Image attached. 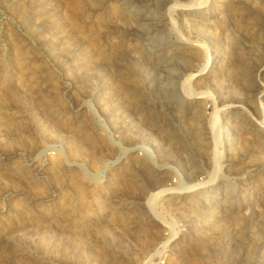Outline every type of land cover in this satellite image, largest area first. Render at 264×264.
Returning a JSON list of instances; mask_svg holds the SVG:
<instances>
[{"label": "rangeland", "instance_id": "rangeland-1", "mask_svg": "<svg viewBox=\"0 0 264 264\" xmlns=\"http://www.w3.org/2000/svg\"><path fill=\"white\" fill-rule=\"evenodd\" d=\"M263 121L264 0H0V264H264Z\"/></svg>", "mask_w": 264, "mask_h": 264}, {"label": "bare ground", "instance_id": "bare-ground-1", "mask_svg": "<svg viewBox=\"0 0 264 264\" xmlns=\"http://www.w3.org/2000/svg\"><path fill=\"white\" fill-rule=\"evenodd\" d=\"M158 6V5H157ZM154 9V8H153ZM156 10H157V8H156ZM153 11V10H152ZM161 11V10H160ZM140 12V11H139ZM151 13H153V12H151ZM155 13V12H154ZM157 13V12H156ZM161 14V13H160ZM147 15V14H146ZM149 16V15H148ZM160 17H161V15H160ZM146 18V17H145ZM159 20V19H158ZM158 20L155 18V17H152V18H150V19H148L147 21H145L144 23H148L149 24V26H147L150 30H156L157 32L158 31H161V30H163V25L161 26V27H159V26H157L158 24H157V22H158ZM160 21V20H159ZM142 22V21H141ZM161 24V23H160ZM146 31H148L147 29H146ZM148 34H149V32H148ZM151 35V34H150ZM158 35V34H157ZM156 35V36H157ZM161 35V34H160ZM155 36V37H156ZM151 37V36H150ZM161 37V36H160ZM158 38V37H157ZM162 38V37H161ZM165 38V37H164ZM154 39V38H153ZM159 40V39H158ZM163 40V39H162ZM147 42V41H146ZM168 44H169V41H168ZM170 45V44H169ZM150 46H152V45H150ZM172 47V46H171ZM151 48V47H150ZM166 48V47H165ZM163 49H164V44L163 43H156V42H154L153 43V46H152V50H153V53L155 54V56L156 55H161V54H163V59L164 60H168V61H171V60H174V59H176V57H177V55H176V53L175 52H170V53H168V54H165V53H163ZM166 50V49H165ZM168 51V50H167ZM173 51V50H172ZM177 52V51H176ZM154 56V57H155ZM160 57V56H159ZM154 59V58H153ZM156 59H158V58H156ZM155 59V61H157ZM161 61V60H160ZM160 84V83H159ZM161 86V85H160ZM185 94H187V95H190V94H192L191 92H189L188 91V89H186V88H183V90H182ZM173 95V94H172ZM175 95V94H174ZM179 96V95H178ZM181 97H182V94H181ZM180 97V98H181ZM184 97H186L185 95H184ZM183 98V97H182ZM179 101H180V99H179ZM228 124H229V122H227ZM262 128H264V121L263 122H261L259 125H258V128H256V130H260V129H262ZM224 136H225V138L226 139H229V136H230V132L228 131V129L227 128H224ZM231 138V137H230ZM212 182V181H211ZM193 186V184L192 185H188V186H186V187H192ZM156 215V214H155ZM157 216H158V214H157ZM156 217V216H155ZM160 219V218H159ZM158 222H159V220H158Z\"/></svg>", "mask_w": 264, "mask_h": 264}]
</instances>
